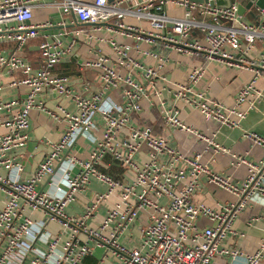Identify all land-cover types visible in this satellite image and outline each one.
<instances>
[{"label": "built area", "instance_id": "1", "mask_svg": "<svg viewBox=\"0 0 264 264\" xmlns=\"http://www.w3.org/2000/svg\"><path fill=\"white\" fill-rule=\"evenodd\" d=\"M50 3L62 16L57 29L44 33L53 26L51 22L30 23L35 7L46 0H0V39L15 42L14 50L0 55V92L4 85L2 72L20 76L9 81V87H25L24 98L3 100L0 97V190L5 199L0 207V264H82L91 252L92 245L77 238L83 228L89 238L97 244H107L119 255L123 264H264V237L247 238L250 246L228 243L230 237L245 238L244 232L232 229L233 219L242 215L250 225L258 218L256 213H243L248 205L264 208V157L259 161L246 158L243 154H232V172L242 165L247 173L240 184L231 182V175L212 171L200 161L201 153L193 157L182 155L167 144L164 134H155L149 126L131 123L132 115L142 110V100L154 105V97L160 101L162 117L167 127L186 131L207 145L211 150L209 161L229 150L214 140L215 133L206 136L202 131L184 124L178 117L177 107H166L163 92L171 91L176 99L198 110L207 121L220 126L238 127L248 111L263 101L264 93L254 86L255 79L241 87L234 103L226 105L207 93L211 82L217 78L212 74L210 82L200 91L195 84L204 75L207 65L193 67L183 83L157 85L160 69L168 61L155 53L143 54L157 57L155 66H145L131 55L133 47L110 41L112 55L99 54L82 61L85 68L95 69L103 88L119 89V100H114L97 91L89 96L74 93L69 76L57 75L53 68L62 57L71 51L75 36L64 45L68 35L66 17H73L72 25H93L98 29L103 22L129 14L145 19L152 32L135 27L117 26L129 32L135 31V40L161 39L167 46L187 55L203 54L206 62L224 67L254 65L249 54L259 43L263 49L260 60H264V8H258L260 21L247 23L238 15L239 0H232L229 7L209 2L192 0H52ZM125 4L133 8L124 7ZM171 4L181 7V16L169 15ZM73 34L84 32L75 26ZM54 27V26H53ZM42 37L38 45L37 67L17 51L29 40ZM92 39V34H88ZM103 41V39L100 38ZM43 92L69 98L73 109L58 104L48 108L37 99ZM34 108L54 122L62 125L57 140H46L49 147L44 158L37 164L29 178L23 179V165L18 151L26 146L30 131V113ZM96 117L101 123V135L88 156L82 160L68 157L58 181H50V190L38 189L40 182L54 174L57 162L64 150L69 149L80 136H90ZM244 138L252 146L264 148V136L253 131H244ZM144 152L145 162L139 163L135 156ZM105 155L119 162L130 176L115 179L100 170ZM77 163L79 169L71 174ZM5 173H2V170ZM91 178L105 186V192L86 207L83 214L70 217L65 207ZM207 184L234 193L238 199L213 209L204 203L193 202L192 196L200 180ZM115 189L117 201L107 211L100 225L87 228L85 219L92 215L98 203L106 199ZM25 207L41 210L46 215L34 220L25 214ZM144 218L140 227V242L136 247H127L119 236L139 218ZM50 221H58L70 228L67 239L61 241L45 230ZM38 240L43 247L35 246ZM242 258V260H240Z\"/></svg>", "mask_w": 264, "mask_h": 264}, {"label": "crops", "instance_id": "2", "mask_svg": "<svg viewBox=\"0 0 264 264\" xmlns=\"http://www.w3.org/2000/svg\"><path fill=\"white\" fill-rule=\"evenodd\" d=\"M113 1V0H109ZM143 1V0H138ZM232 1V0H231ZM251 0H239L238 15L240 19L247 23H257L260 21L258 6L255 3H250ZM52 0H46L45 4L35 7L32 11V19L30 23L51 22L53 26L61 19L59 11L52 6ZM233 2V1H232ZM124 7L133 8V4H125ZM169 15L181 16L183 10L181 7L171 4L166 9ZM73 17L67 16V30L68 35L64 37V45L75 36L71 51L66 53L60 62L53 68L57 75L69 76L70 84L74 93L82 96H89L97 91L102 90L105 97L114 100L121 99L120 90L114 88H103L99 82L97 71L95 69L85 68L82 61L87 57H92L99 54L112 55L110 41H116L121 44L131 45V55L145 66H155L158 62L157 57L152 55L143 54L144 51L155 53L158 57H167L168 61L160 69L159 74L164 79H158L157 85L170 86L172 83H183L186 81L187 75L190 70L195 66L207 65V69L202 77L195 84L194 91H200L206 87L210 82L212 74H216L217 78L214 79L209 87L207 93L210 97L226 104L232 105L238 90L245 84L255 79L254 86L264 93V60H260V54L263 49L259 43L249 54V60L254 62V65H246L244 67H224L211 62H206L203 54L187 55L180 53L177 50L167 46L161 39L153 38L150 41L135 40V31L129 32L122 30L117 26V22H121L125 27L132 26L144 32H152L145 19L136 18L132 15L126 14L121 17H114L108 22H103L98 29H94L93 25H75L82 26L83 33L78 35L73 34L74 25ZM49 27L43 30L46 32H53L59 27ZM88 34H92V39L88 38ZM103 39L102 40H100ZM42 37H36L29 40L17 53L22 57L28 59L34 68L37 67L38 60V45ZM15 42L7 38L0 39V55H8L15 48ZM19 73L10 75L2 72V81L4 88L0 92V97L3 100L12 98H24L26 89L25 87H9L8 83L12 79L19 77ZM162 101L168 108L177 107L178 117L180 120L195 129L202 131L206 136H211L215 133L214 140L220 145L229 150V153H220L214 156L212 161L211 148L207 149L205 142L198 140L195 136L187 133L178 128L167 127L162 117L160 101L154 97V105H150L147 100H142V110L139 113L132 115L131 123L137 126H149L155 134H164L167 138V144L176 148L182 155L193 157L197 153H201L200 161L207 164V166L214 172L231 175V182L240 184L245 178L247 169L242 165L236 172H232L231 161L232 154H245L246 158L251 161H259L264 157V148L259 146H252L250 141L244 138V131L257 132L264 136V102H258L253 109H250L244 119L240 121L238 127L220 126L213 121H207L203 118L201 113L185 105L181 100H177L173 93L169 90L163 92ZM37 99L48 108H55L60 104L68 110L73 109V104L69 98L57 96L54 93L43 92L38 94ZM30 131L26 146L18 151V157L23 165V172L21 174L23 179L29 178L31 173L36 168L37 164L44 158L49 150L46 140H57L62 132V125L52 121L46 113L39 108H34L30 113ZM95 127L91 130L90 136H80L75 143L69 148L64 150L61 160L57 162L54 168V174L44 178L37 186L38 189L50 190V181H58L61 179L62 173L67 163L68 157H73L74 160L85 159L90 150L95 145L96 141L101 135V123L99 118L96 117ZM3 128H0V132ZM135 158L139 163L145 162L147 156L144 152L138 153ZM100 170L109 174L115 179H125L130 182V176L126 175V169L119 163L112 159L111 156L105 155L99 165ZM79 167L77 163L71 169V174H75ZM5 173V170H2ZM105 186L98 180L91 178L75 196V199L65 207L66 215L70 217H78L84 213L87 206L91 205L97 195L105 192ZM52 190V189H51ZM118 191L115 189L106 199L98 203L95 211L91 216L85 219L87 228H97L104 219L107 211L117 201ZM5 199L4 193L0 190V207L3 205ZM238 197L231 192L219 189L213 185L207 184L202 178L199 182L198 189L192 196L193 202H201L213 209H221L224 205L231 202H236ZM25 214L34 220H40L45 217V213L41 210H31L25 207ZM243 213H256L259 216L264 214V208L259 205H248L243 209ZM144 224V218H137L126 231L119 236V241L127 247H136L140 242V227ZM232 229L237 232H244L246 237H230L228 243L234 245L235 243L241 246H250L251 243L247 238L258 239L264 237V218L263 216L258 220L252 221L250 225L245 221V218L240 215L233 219ZM45 230L53 236H59L63 241L68 238L70 228L62 226L58 221H50L47 223ZM77 238L81 241H87L92 245L91 252L84 258L82 264H123L119 255H117L113 248L107 244H97L95 240L89 238L83 228H80ZM36 247L42 248L41 240L35 244ZM242 260V258H240Z\"/></svg>", "mask_w": 264, "mask_h": 264}, {"label": "water", "instance_id": "3", "mask_svg": "<svg viewBox=\"0 0 264 264\" xmlns=\"http://www.w3.org/2000/svg\"><path fill=\"white\" fill-rule=\"evenodd\" d=\"M195 2H209L210 4H214L221 7H229L232 3L231 0H192ZM250 3H255L258 7L264 8V0H251ZM240 8V5L238 6V10ZM85 25H87L85 23ZM57 27V26H54Z\"/></svg>", "mask_w": 264, "mask_h": 264}]
</instances>
